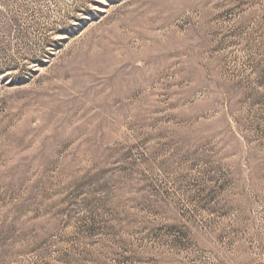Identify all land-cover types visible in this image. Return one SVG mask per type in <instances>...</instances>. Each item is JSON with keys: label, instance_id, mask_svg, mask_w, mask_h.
<instances>
[{"label": "rangeland", "instance_id": "obj_1", "mask_svg": "<svg viewBox=\"0 0 264 264\" xmlns=\"http://www.w3.org/2000/svg\"><path fill=\"white\" fill-rule=\"evenodd\" d=\"M0 264H264V0H0Z\"/></svg>", "mask_w": 264, "mask_h": 264}]
</instances>
